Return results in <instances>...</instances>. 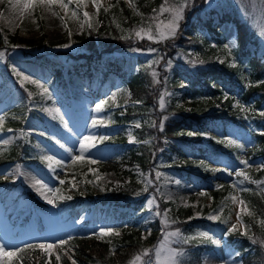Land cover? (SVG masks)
<instances>
[{
  "label": "rangeland",
  "instance_id": "374dc122",
  "mask_svg": "<svg viewBox=\"0 0 264 264\" xmlns=\"http://www.w3.org/2000/svg\"><path fill=\"white\" fill-rule=\"evenodd\" d=\"M122 1L134 16V21L141 20L143 16L141 1ZM144 1H148L151 8L156 6L155 0ZM177 2L178 0H168L169 4ZM13 3L15 0L11 2L0 0V52L5 53L0 57V117L3 118L0 140H9L7 144H0V181L18 179L40 200L49 204L34 185L35 180H42L48 186L47 189H43L45 195L54 200L53 204H49L51 206H56L62 200L59 197H64L63 199L80 197L81 201L74 207L73 217L77 221L88 220V234L97 239L112 243L123 237L125 241L129 239L140 241L144 248L151 249L164 238V232H172L179 228L181 235L189 238L188 242L193 241L194 245L191 248L198 250L202 264H206L209 258L219 261V264H241L237 255L239 253L226 240V234L233 224H236L237 231L242 233L247 226L249 233L250 223L245 217L254 220L260 226L261 218L247 206L253 215L243 213L238 222L237 213L240 205L238 202L234 203L230 197L236 196L237 200L243 198L240 197L239 189L231 176L240 165H245L241 163L242 160H247L248 164L245 166L251 169L261 166L262 157L255 152L258 148L256 141L245 133H238L233 122H223L220 118H215L205 123L197 139L173 140L180 150V157L178 152L171 151L165 143L162 147L165 152L156 146L153 156L145 166H141L137 161H131L129 151L139 153V145L149 142L148 137L143 139L137 137L136 125L153 124L155 118L148 110H144L142 114L134 115L130 119H118L117 116H121L128 105L134 103L129 98L127 86L111 73H106L104 76L103 69L93 68L91 71L89 68L84 71L82 68H75L73 63L80 65L82 57L74 60L59 53V51L73 53L78 50L81 36L86 28H89L87 25L81 27L84 11L90 14L92 23L90 29L95 31L99 17L91 0H87L86 6L79 8L73 3L68 10L59 5H53L51 10L44 5H38L35 8L37 16L33 10H29L23 17L19 8L13 9ZM162 3H159L156 12L152 14L153 19L149 20L145 28L146 31L151 28L156 38H159L156 32L157 24L161 21L166 24L172 19L170 12L159 13V6ZM185 4L188 8L191 7L190 0H185ZM207 8L234 12L264 43V34H262L264 7L261 6L260 0H204L202 9ZM105 9L120 34H130L129 25L125 21L126 15L119 0H101L100 10L105 11ZM72 10L77 11L76 17L71 16ZM55 13H59V16ZM60 16L64 17L63 21ZM191 18V14L187 12L179 21L176 31L183 37L189 35L187 29L190 27ZM213 19L215 20V17ZM216 29L218 41L205 27L195 26L200 47L192 44L187 49L192 58L191 66L197 65L196 61L203 56L214 62H225L230 65L237 61L233 23L227 20L217 23ZM137 31L140 29H136ZM7 33L32 37L35 44L27 46L26 43L18 41L6 43ZM64 44H68L69 47H59ZM153 50L145 47L125 51L124 55L131 59L133 70L140 65L152 64L156 58L159 59L160 79H157L156 75L153 78L162 83L154 98L155 105L161 107V95L164 97V104L168 99L173 98L183 108L207 105L210 98L197 96L193 100L182 94L184 92L181 86L164 85V81L170 78L173 59L170 54L157 56ZM36 53L50 57L54 61L53 66L40 61L35 56ZM172 54L180 59H187L184 53L176 55L172 52ZM21 73L30 79L23 80ZM53 74L57 76L51 80ZM31 80L43 84L50 95L44 94L38 85L31 83ZM101 101L106 103L97 112L96 104ZM48 109L58 111L49 112ZM259 110L264 112V103ZM235 118L241 120L239 115ZM93 119L103 120L104 123L93 126ZM218 133H222L224 137L219 139L221 146L213 153L208 152L211 140L216 139ZM85 136L96 138L95 147L84 153L82 158L86 160L84 166L73 169L72 158L80 155L79 142ZM99 137H107V139L101 141ZM17 139L27 143L37 157L28 160L18 159L15 154L9 156L7 152L11 149L9 145ZM229 140L235 143L230 144ZM231 145H236L237 148H232ZM192 149L194 152L191 151ZM193 155L200 159L196 163H200L212 172L203 178L198 172L188 170L185 165L180 166L181 162ZM43 156H54L56 160L64 163L60 167L53 163L49 168L48 163L41 159ZM172 159H175L174 163ZM89 160H95L97 163H89ZM219 171L230 175L231 178L229 177L230 180L227 181L228 187L222 184V177L217 174ZM157 173H160L159 177ZM28 175L31 178H28ZM129 179L139 184L143 192L129 194V203L113 202L114 196L109 190ZM61 180L65 183L61 184ZM73 183L76 187H72ZM48 189H59V191H48ZM259 190L264 198V186ZM202 192L206 195H200ZM153 199L155 203L149 204L148 202ZM162 201L169 203L163 204ZM227 203L228 206L225 208ZM135 208L140 211L136 213ZM165 213H167L166 217ZM209 216H219L222 221L215 228L202 226L197 222H190L191 229L168 226L173 224V221L176 223L184 219L200 217L209 219ZM152 221H156L153 237L150 236ZM75 226V222L70 219L51 226L46 231L44 243L67 241L75 232ZM101 228H112L119 235L113 234L103 238L93 235ZM8 232V225L0 208V244H4L6 248L10 240ZM202 232L208 233V237H200L199 234ZM177 239V237L171 238L172 241ZM172 246L184 250L181 259L185 264L187 247L183 243H173ZM56 248L53 252H56ZM152 255L154 259V253Z\"/></svg>",
  "mask_w": 264,
  "mask_h": 264
},
{
  "label": "trees",
  "instance_id": "16d2710c",
  "mask_svg": "<svg viewBox=\"0 0 264 264\" xmlns=\"http://www.w3.org/2000/svg\"><path fill=\"white\" fill-rule=\"evenodd\" d=\"M140 1L143 16L141 20L134 21V16L129 12L128 7L122 0H119L126 15L125 21L129 25L130 34L121 35L113 26L107 11L100 10L97 14L99 23L95 31L86 28L81 36L78 50L73 53L67 51H59V53L74 60L82 57L80 65L73 63L75 68H82L85 71L88 68H104L102 70L104 75L111 73L127 86L129 98L134 103L128 105L127 110L121 116H117L118 119H130L134 115L142 114L144 110H148L155 118V123L136 128L138 138H149L147 144L139 145V153H133L130 150V160L137 161L141 166H145L149 158L153 156L156 146L162 148L165 143L171 151L178 152L180 157V150L173 140L177 138L188 139V141L197 139L200 130L208 121L220 118L223 122H233L238 133H245L256 141L258 148L255 152L261 155L262 162L261 166L256 169L240 165L233 171L231 177L247 206L256 216L264 219V198L259 190L264 184L251 182L264 181V167H262L264 166V134H261L264 133V115H261L264 112L259 110L264 103V43L254 30L249 28L234 12L218 11L215 8L202 10L204 0H190L193 7L189 10L192 18L189 21L190 27L187 29L188 37L181 36L177 31L174 36L164 40L159 38L149 40L145 35L137 36L136 29H145L149 20L153 19L152 14L155 13L153 9H157L159 3L163 2V0H155L156 6L151 8L148 1ZM187 12L188 5L185 7L184 14ZM34 13L37 16L36 9ZM226 20L231 21L235 27L237 61L230 65L225 62H214L203 56L196 61L197 65L191 66L192 58L187 49L192 44L200 47L198 36L195 34V26L205 27L217 40L216 24ZM6 37L10 43L18 41L26 43L27 46L35 44L32 37H22L16 33H7ZM145 47L154 49L157 56L170 54L172 57L171 75L164 81L166 87L179 85L183 89L182 94L193 100L197 96L210 98L207 105L183 108L173 98H170L163 108L157 107L154 98L162 82L154 79L153 73L156 74L157 79H160L159 59L156 58L152 64L140 65L133 70L131 59L124 55L125 51ZM172 52L176 55L184 53L187 59H180ZM35 56L51 67L54 64V61L43 53H36ZM56 76L53 74L51 80ZM184 81L185 83H182ZM232 101L235 102L232 103ZM242 108L244 110H241ZM236 115L241 117L240 121L235 118ZM190 131H193L194 135H189ZM215 138L211 140L208 152L213 153L217 147L221 146L220 140L224 139L222 133H218ZM11 147L9 155L15 154L20 158L21 152H24L25 155L31 153L33 157L36 156L31 150L29 151L26 143L17 142ZM231 147L237 148L236 145H231ZM162 150L165 152V149L162 148ZM191 151L194 152L193 149ZM173 160L175 159L171 160L174 163ZM198 160L200 161L193 155L181 162L180 166L185 165L188 170L198 172L204 178L212 170L205 169L203 165L196 163ZM85 161L81 159L75 163L72 162L71 167L80 169ZM241 169L248 174V180L236 175ZM217 174L222 177V184L228 187L227 181L230 180V175L224 171H219ZM242 188H247L249 191L242 192L240 191ZM139 191L143 192L140 185L131 179L110 189V193L114 196L113 200L117 203L128 202L129 194ZM79 200V198L64 199L57 207H51L39 200L33 191L25 189L19 181L0 182V206L10 225L12 237L9 249L44 242L46 229L64 219L72 218V210ZM162 203L168 204L169 201H162ZM227 206L228 203L225 208ZM136 210V213L140 211ZM245 218L249 220L250 232L244 235L237 230L229 231L226 234V240L238 251L241 264H264V245L259 243L264 239V228L254 220ZM221 221L222 219L210 220L200 217L184 219L168 226L170 228L182 226L185 229H191L190 222H197L200 225L215 228ZM151 225L150 236L153 237L156 221H152ZM76 226L78 230L80 229V233H74L65 245L56 248V252H53L54 255L51 257V264H71V259L76 260L77 264H128L133 255L144 248L140 241L131 239L125 241L123 237L112 243L97 239L86 232L87 220L77 221ZM183 245L187 247L188 253L185 264H202L198 250L191 248L194 245L193 241L183 243ZM55 253L61 256L59 262L55 259ZM18 256L20 260L12 258L13 264H45L49 259L47 253L39 249H26L18 253Z\"/></svg>",
  "mask_w": 264,
  "mask_h": 264
},
{
  "label": "snow or ice",
  "instance_id": "6c2138e0",
  "mask_svg": "<svg viewBox=\"0 0 264 264\" xmlns=\"http://www.w3.org/2000/svg\"><path fill=\"white\" fill-rule=\"evenodd\" d=\"M91 2L95 6L97 10V14H98L101 9V0H91ZM73 3H75L77 5V8H79L81 6H86L87 0H67V2H65V0H15V3L12 4V7L13 9L19 8L20 15L21 17H23L25 13L28 12L29 10L34 11L38 5H44L49 10L52 9L53 5H59L61 8L68 10L69 6ZM260 4L262 7H264V0H260ZM185 7H186L185 0H178L176 4H169L168 0H164V3H162L159 6V13L161 14L166 13V12L172 13V19L168 23L165 24L163 21H161L156 26V32L158 33L159 39L161 40L168 39L169 36H174L176 34V29L179 27V21L183 18ZM105 11H107V9H105ZM153 12H156V9H153ZM77 14L78 13L76 10L71 11L72 17H76ZM55 15L59 16V13H55ZM83 18L84 19H83V23L81 24V27H83L84 25H87L89 28H91L92 27L91 16L87 11L83 12ZM60 19L63 21L64 17L60 16ZM262 34H264V29H262ZM69 35H71L70 31H69ZM136 35L137 36L146 35L149 40H153L156 38V36L153 35L151 28H149L147 31L142 28L140 31L136 32ZM5 42L7 43V37H5ZM13 47H18V45H13ZM59 47H69V45L64 44V45H59ZM4 55L5 53L0 52V57H3ZM20 75L23 77V80L30 79V77L23 76L22 73ZM153 75H156V74L153 73ZM31 83L38 85L43 90L44 94L50 95L48 93V89L45 88L43 84H40L39 81L31 80ZM29 95H31V93ZM105 103H106L105 101H101L96 104L97 112L101 110L102 106ZM137 103H139V101H137ZM160 106L161 108L164 107L163 95H161L160 97ZM241 110H244V109L242 108ZM47 111L57 112L58 110L48 109ZM261 115H264V113H261ZM61 119L63 118L61 117ZM2 123H3V118L0 117V130H2ZM103 123H104L103 120H97V119L92 120L93 126L97 124H103ZM136 126L139 127L140 125L137 124ZM161 128H163V124H161ZM8 131H12V130L8 129ZM261 134H264V133H261ZM189 135H194V133H189ZM95 139H96L95 137H91V136L83 137V139L79 142L80 143V149H79L80 155L74 156L72 158L73 163H75L77 160H81L85 152L95 147ZM99 139L102 141V140L107 139V137H99ZM228 142L230 144L235 143L234 141H231V140H229ZM7 143H9V140H0V144H7ZM57 143H59V141H57ZM238 146L243 147V145H238ZM68 151H72V149H68ZM41 159L48 163L49 168L52 167L53 163H55L57 167L62 166L64 163L61 160H56L54 156H43L41 157ZM88 162L92 164L97 163V161L95 160H89ZM241 163L247 165L248 161L242 160ZM90 171H94V170L90 169ZM225 171H227V169H225ZM156 175L157 177H159L160 173H157ZM236 175L244 177L245 180L249 179L248 174L242 169L239 170L236 173ZM251 182L257 183V184H264V181H251ZM60 183L63 184L65 183V181L61 180ZM34 185L36 186L37 191L40 192L42 196H44V198L47 200L49 204L54 203L53 199H50L48 196L45 195L43 189H47L48 186L44 184L42 180H38V179L35 180ZM72 187H76L75 183L72 184ZM233 187H235V185H233ZM48 191L58 192L59 189H48ZM240 191L242 192L249 191V189L242 188L240 189ZM200 195H206V193L202 192L200 193ZM59 198L63 199L64 197H59ZM68 198L70 199L71 197H68ZM230 198L232 199L234 203L238 202L240 205V210L237 213L238 222L240 220L241 214L243 213H246L248 215H253V213L248 209L247 204L243 199L237 200L236 196H231ZM148 203L153 204L155 203V200L154 199L150 200ZM157 215H159V213H157ZM166 216H167V213H165V217ZM209 219H219V216H209ZM164 223L165 224L167 223L166 218H165ZM173 223H175V221H173ZM259 223L261 224L262 228H264V219H261ZM236 230H237V225L233 224L230 231H236ZM113 234L119 235V233L115 232V230L112 228H101L98 233H93V235H96L99 238H103L105 236L113 235ZM243 234L247 235V226L245 227V231ZM199 235L200 237H208L209 234L206 232H202ZM172 237H177L178 239L175 241H172L171 240ZM188 239L189 238L181 235V230L179 228H176L172 232H164V238L161 239L157 243V245H155L151 249L147 247L142 248L140 251H138L136 254L133 255V257L130 259L128 264H183L181 257L184 255V250L182 248L173 247L172 244L173 243H176V244L185 243L186 244L188 243ZM66 243H67L66 240H59L54 244H50V243L26 244L24 245L23 248H15V249H7L4 244H0V264H13V259H12L13 257H15L16 260H20L18 253H22L26 249H39L41 250V252L47 253L49 259L45 262V264H51V257L54 255L53 249L56 247H62ZM213 243H218V242L213 241ZM259 243L264 245V239L260 240ZM110 251H114V250H110ZM153 253H154V259L152 255ZM55 259L57 262L61 260V256L59 253H55ZM69 259H71V257H69ZM71 264H77L76 260L71 259Z\"/></svg>",
  "mask_w": 264,
  "mask_h": 264
},
{
  "label": "bare ground",
  "instance_id": "6f19581e",
  "mask_svg": "<svg viewBox=\"0 0 264 264\" xmlns=\"http://www.w3.org/2000/svg\"><path fill=\"white\" fill-rule=\"evenodd\" d=\"M27 177L31 178L29 175ZM206 264H219V261H217L213 258H209V259H207Z\"/></svg>",
  "mask_w": 264,
  "mask_h": 264
}]
</instances>
